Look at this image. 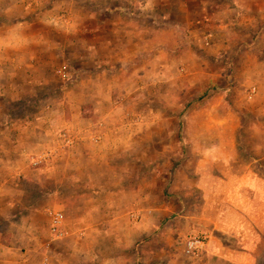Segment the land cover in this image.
<instances>
[{"label":"rangeland","instance_id":"rangeland-1","mask_svg":"<svg viewBox=\"0 0 264 264\" xmlns=\"http://www.w3.org/2000/svg\"><path fill=\"white\" fill-rule=\"evenodd\" d=\"M30 2L11 56L35 66L0 63V264H219L221 202L264 212V0Z\"/></svg>","mask_w":264,"mask_h":264},{"label":"crops","instance_id":"crops-1","mask_svg":"<svg viewBox=\"0 0 264 264\" xmlns=\"http://www.w3.org/2000/svg\"><path fill=\"white\" fill-rule=\"evenodd\" d=\"M32 1H36L35 3L37 4L38 0ZM32 4L30 0H0V63H3V60L6 58V61L10 62L9 65L14 68L18 65L22 66V64H24L25 67L35 66L33 62L27 60L22 63L19 62L17 58L11 56L15 52L11 47H18V49L24 50L23 53L29 58V51L26 50V45L29 41L28 31L32 27L31 25H33V19L31 17L34 13L32 12L33 8H30ZM35 17L37 19L38 14H36ZM33 32H36L34 35L37 37V31L35 30ZM33 32L31 37L33 36ZM7 47H9L12 53H10L9 57H4L3 53ZM0 67L2 66L0 65ZM237 181H242V177L237 179ZM240 185V189H237L236 192H246V188L243 187L244 185L242 183H240ZM203 196L205 197L206 194L204 193ZM207 198L208 202L213 203L210 197ZM226 206V203L221 202L219 211H214V229L217 231L213 239L216 243L214 242V246L210 245L211 247L208 248L206 255L207 259L216 260L219 264H258V259H262L261 256L264 253V212L246 215L240 204H238L237 208H227ZM236 206L235 204V207ZM52 209L54 210L51 211L50 219L53 213L60 211L63 214V220L58 228V232H52L51 228L49 232L55 237V240L64 238L66 235L64 206L63 204H57ZM50 221L51 225L52 220ZM118 227L120 228V225L116 224L115 228ZM134 232L135 228H133V233ZM204 232L206 237H209L204 245V247H206L211 242L210 238L213 232L212 230H204ZM139 233V227H136V235ZM6 260L12 263L11 259L10 261L9 259ZM43 264L53 263H50L48 257H45Z\"/></svg>","mask_w":264,"mask_h":264},{"label":"built area","instance_id":"built-area-1","mask_svg":"<svg viewBox=\"0 0 264 264\" xmlns=\"http://www.w3.org/2000/svg\"><path fill=\"white\" fill-rule=\"evenodd\" d=\"M41 161V157L38 159V162ZM63 220V214L60 211H56L52 215V227L51 231L56 233L58 228ZM204 245V239L201 236H190L187 238L185 243V251L189 255H197Z\"/></svg>","mask_w":264,"mask_h":264}]
</instances>
